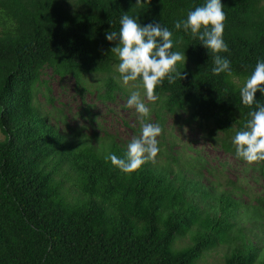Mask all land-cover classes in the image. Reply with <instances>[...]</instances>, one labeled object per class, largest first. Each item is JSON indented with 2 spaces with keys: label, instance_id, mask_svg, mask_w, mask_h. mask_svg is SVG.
Wrapping results in <instances>:
<instances>
[{
  "label": "trees",
  "instance_id": "trees-1",
  "mask_svg": "<svg viewBox=\"0 0 264 264\" xmlns=\"http://www.w3.org/2000/svg\"><path fill=\"white\" fill-rule=\"evenodd\" d=\"M205 2L0 0V264H197L220 246L221 264H264V187L254 205L241 204L194 179L202 167L194 171V159H182L191 169L180 168L168 153L164 165L149 160L124 173L105 159L126 157L111 135L82 133V126L66 132L34 102L39 86L48 91L45 69L76 85L102 74L104 93L96 98L111 100L119 89L108 76L116 42L105 36L119 31L127 13L141 25L167 27L174 50L185 51L177 71L186 78H165L155 89L156 119L162 111L186 112L211 124L223 150L236 155L232 141L255 110L242 104L239 88L264 60V0H221L229 50L219 55L230 61L231 75H214L210 50L174 27ZM41 94L50 105L52 97ZM255 99L264 104L259 91ZM53 119L65 125L63 115ZM254 164L264 182V161ZM70 186L76 195L68 198Z\"/></svg>",
  "mask_w": 264,
  "mask_h": 264
},
{
  "label": "rangeland",
  "instance_id": "rangeland-1",
  "mask_svg": "<svg viewBox=\"0 0 264 264\" xmlns=\"http://www.w3.org/2000/svg\"><path fill=\"white\" fill-rule=\"evenodd\" d=\"M118 59L113 56L111 69L108 76L119 86L112 93L111 100L99 101L97 94L104 93V77L102 74L87 76L85 82L76 85L71 77L58 78L45 69L42 78L46 81L45 86H39L34 102L36 106L44 113H49V122L54 123L60 129L66 131L67 127H80V132L90 134L91 132L103 136L111 135L113 140L127 150L128 143L134 136L140 134V120L134 108L126 107V102L130 94V87H125L119 81V73L116 71ZM78 89H81L80 93ZM141 96L145 104L150 109V114L145 118V122L159 124L162 128V134L157 137L159 151L154 158V162L164 165L171 157H178V166L180 168L191 169L189 162L185 159H194L196 166L194 171L199 169V176H192L200 184L210 188L215 194H230L232 199L238 200L241 204H255L254 198L260 196L264 187L263 180L259 177L254 163H248L244 159H239L234 152L224 151L221 145L223 135L216 131L211 124L198 122L188 113L180 112L178 115L160 112L159 119L152 108L157 107L155 103L149 102L144 97V90L140 89ZM45 93L52 97V103L49 105L44 101ZM86 110L91 114L92 122L87 120ZM63 122L53 119L54 116H62ZM67 132V131H66ZM2 135L0 133V140ZM92 141V139H91ZM168 153L167 159L166 155ZM171 156V157H169ZM177 162V161H176ZM171 166L174 168L173 164ZM176 166V167H178ZM178 183H175L177 185ZM67 185V184H66ZM68 198L75 196L76 192L72 186L67 190ZM69 200V199H68ZM239 223H241L239 221ZM253 231H255L253 229ZM247 235L251 243L255 242V236L251 233ZM260 238H263L260 236ZM188 240L181 238L176 245H184ZM224 253V247L220 246L214 251L206 252L203 257L197 261V264H221V256Z\"/></svg>",
  "mask_w": 264,
  "mask_h": 264
},
{
  "label": "clouds",
  "instance_id": "clouds-1",
  "mask_svg": "<svg viewBox=\"0 0 264 264\" xmlns=\"http://www.w3.org/2000/svg\"><path fill=\"white\" fill-rule=\"evenodd\" d=\"M149 3L150 0H136L135 5L143 7ZM223 8L221 0H206L204 5L190 10L186 19L174 23L175 29L190 32L205 49L210 50L214 58V75L232 74L230 61L219 55L229 50L223 39L226 19ZM119 23V31H110L105 38L109 42H116L110 52L119 61L115 66L119 81L123 86L135 89L130 90L125 106L135 109L141 127L140 134L128 143L125 158L109 153L105 159L122 172L132 173L157 156V137L163 131L159 124L145 122L150 109L139 89L142 87L144 97L155 103L159 99L155 89L165 78L170 84L175 83L177 78H186V72L182 74L177 71V64L185 66L186 56L185 51L174 50L173 32L160 23L141 25L138 16L127 13L121 16ZM258 91L264 96V60L257 61L254 70L245 77L239 88L242 104L249 108L255 105V110L248 113L250 119L244 123L242 130L236 132L232 141L236 156L248 163L264 161V104L255 99Z\"/></svg>",
  "mask_w": 264,
  "mask_h": 264
}]
</instances>
